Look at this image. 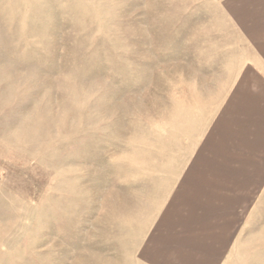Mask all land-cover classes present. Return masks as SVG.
<instances>
[{"label": "rangeland", "instance_id": "rangeland-1", "mask_svg": "<svg viewBox=\"0 0 264 264\" xmlns=\"http://www.w3.org/2000/svg\"><path fill=\"white\" fill-rule=\"evenodd\" d=\"M207 9L0 0V264H141V237L229 86L231 49ZM252 216L244 262L264 248V212Z\"/></svg>", "mask_w": 264, "mask_h": 264}, {"label": "crops", "instance_id": "crops-1", "mask_svg": "<svg viewBox=\"0 0 264 264\" xmlns=\"http://www.w3.org/2000/svg\"><path fill=\"white\" fill-rule=\"evenodd\" d=\"M203 2L231 49L218 73L230 82L141 237V264H264L262 247L240 257L246 226L264 212V0Z\"/></svg>", "mask_w": 264, "mask_h": 264}]
</instances>
